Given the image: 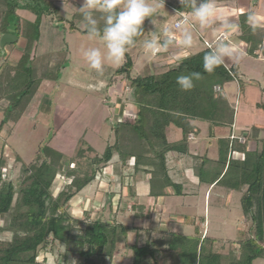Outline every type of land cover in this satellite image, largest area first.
I'll return each mask as SVG.
<instances>
[{
    "label": "trees",
    "instance_id": "16d2710c",
    "mask_svg": "<svg viewBox=\"0 0 264 264\" xmlns=\"http://www.w3.org/2000/svg\"><path fill=\"white\" fill-rule=\"evenodd\" d=\"M176 8L189 11L181 3ZM60 11L56 0H0V36H16L15 46L20 39L26 41L15 65L8 59L0 61V111L3 113L0 133L4 126L17 124L25 115L43 80L37 77L33 63L35 57L39 61L37 49L41 27L46 17L64 23ZM21 12L31 14L33 20H23ZM249 13L252 12L239 16V39L247 45V53L256 57V51L264 42V27L251 28L246 22ZM76 20L81 21L79 12L73 14L69 22L70 30L85 34L77 27ZM22 23L25 24L23 29ZM145 30L141 39L150 36L146 24ZM130 49L114 76H121L129 84L135 111L132 116L127 115L124 102L118 101L117 122L111 128L112 136L105 151L98 154L87 143L86 149H79L77 156L80 159L86 153H93L90 171L81 173L77 169L79 165L68 161L66 154L45 146L35 162L23 167L22 177L15 183L6 178L4 171L7 161L0 157V220L7 221L0 231L10 234L8 241L0 240V264H44L38 261L40 252H46L48 247L53 248L58 244L65 247L64 260L67 261L70 255L77 257L78 262L74 264H113L117 246L121 243L129 246L133 252L131 264H148L156 252L153 248L149 245L138 247L137 243L128 245L129 233L135 227L124 225L116 218L112 221L102 216L91 219L90 210L84 212L83 219H76L67 210L68 203L91 185L115 156L123 166L132 161L136 173L150 175L152 197L165 195L168 188H173L179 195L181 186L173 183L168 176L166 156L170 152H188V136L196 131L195 122L208 123L223 135L228 133L227 137L220 139L216 165L207 167L204 163L196 169V174L202 183L216 184L228 191L244 192L241 198L242 211L245 218L251 221L253 233L240 242L239 254L236 256L206 251L197 236L171 233L167 239V252L172 262L254 264L256 260L264 258V138L257 139L261 129L256 126L234 134L237 104L234 108L225 88L240 82L237 68L223 64L214 73L204 72L203 55L211 49L206 46L198 53L177 59L162 71L134 76L132 71L135 62ZM49 55L56 56L58 53ZM69 61H64L54 74L44 79L58 81ZM189 71L200 72L202 78L195 82L191 91H181L176 78ZM216 87H220L221 92H215ZM4 101L6 105L2 107ZM172 126L182 133L181 140L175 143L168 140V130ZM242 136L246 139L244 144L239 141ZM252 138L259 145L255 150H248L247 144ZM235 153H241L243 158H235ZM58 176L64 177L66 181L55 196L52 188ZM134 207L138 209V206Z\"/></svg>",
    "mask_w": 264,
    "mask_h": 264
},
{
    "label": "rangeland",
    "instance_id": "374dc122",
    "mask_svg": "<svg viewBox=\"0 0 264 264\" xmlns=\"http://www.w3.org/2000/svg\"><path fill=\"white\" fill-rule=\"evenodd\" d=\"M56 1L57 5L61 8L60 15L64 17L65 22L59 23L50 17H46L43 20L41 39L37 49V54L40 55L38 58L39 61L35 57L33 62L35 63L37 77H41L43 80L35 92L25 115L17 124L9 123L4 126L0 133V157H4L7 161L4 173L7 179L15 183L22 177L23 167L35 162L41 149L45 146H49L60 153L66 154L68 161H74L75 165H79L77 169L81 173L90 171L89 164L94 157L93 153H86L84 158L80 159L77 156L79 149H86L87 143L98 154H102L105 151L112 136L111 128L117 122V114L120 107L118 101L124 102L127 115L132 116L135 111L129 84L123 81L121 76H114L115 70L122 65L124 60L118 66L106 64L103 74L98 75L87 66L80 55V49L82 47L98 44V42L90 41L80 31H71L69 28V22L72 21L73 14L79 12L78 9L81 7H77L76 3L82 5L83 0ZM165 1L160 8L159 19L155 26L151 25L148 21L145 22L151 37L160 36L164 29H171L173 33L176 15L167 7ZM244 1L246 0H242V3ZM251 5L255 8L256 12L260 13L261 17H264V0H252ZM230 6L231 2L228 5L229 9ZM20 14L21 18L25 21L33 20V16L29 13L26 16H24L25 12H21ZM80 22L76 20L78 28H81ZM24 27L25 24L22 23V29ZM202 38H204L202 34H194L193 43L200 45ZM239 44V41L236 40L232 42V45L237 49ZM14 46L15 43L6 45L4 47L5 50L0 48V61L8 59L11 60L13 65L18 62L22 50L26 46V41L20 39L16 46ZM171 48V46L167 49L161 48L154 53L147 52L140 44L135 48H131L130 52L134 56L135 62L132 75L146 76L157 71H162L171 65L173 58H169L168 53ZM54 53H58V55H49ZM68 60L70 61L67 67L62 69V75L58 81L44 79L45 76L54 74L55 69L64 61ZM225 64L231 65L233 63L229 60ZM239 65L242 74L247 76L245 79H248V81L253 79L249 81L250 85H247L246 91L242 92L243 103L246 100V92L250 94L252 98L251 102H264V60L245 54ZM253 81L255 82L253 83ZM110 83L111 85H109ZM244 85L243 88H246V85ZM225 93L235 108L237 96L240 94L239 85L236 83L228 85L225 88ZM5 105L6 101L3 102L2 107H5ZM245 115L243 116L240 113L238 116V113L236 114L235 112L236 125L239 128H244L252 121L259 122L258 120L251 119V117L254 119L253 115H247V117ZM254 115L256 116V114ZM2 118L3 113L0 111V122ZM171 129H175V127ZM234 157L243 158L239 154H235ZM117 169L119 168L117 167ZM65 181L64 177H57L52 188L55 196L63 189ZM175 181L177 182L178 179L176 178ZM100 185L102 188L103 185ZM95 186L97 187L96 182L84 189L81 193V197L84 198L76 197L68 203L67 210L74 218H84V214L80 211L86 206V199L88 197L95 199L93 203H97L102 199L100 193L94 195ZM114 186H111L110 190L116 193L119 192L120 186ZM189 188L188 191L191 190L196 194L200 193L199 197H192L186 200L184 197L178 198L180 205L178 204L177 207L182 208L185 214L207 217V232L209 234L208 236L212 239L218 242H223L226 239H236L237 226L239 220L243 218L241 208L242 194L237 192L230 193L218 187L212 192L211 200L208 201L210 207L205 210L203 196L206 186L201 185L199 187L191 184ZM199 188H201L200 191ZM228 193L232 196L230 200H228L229 198L225 200L224 198ZM93 203H91V206ZM102 203H104V200ZM184 203H186V206H184ZM106 208L108 209V206ZM96 213L92 214L91 212L90 218H97ZM109 213V210H107L103 218L106 217V219L112 221L109 219L111 217ZM230 213L234 214L233 217L231 215L229 216ZM125 216L127 219H130L129 221L124 219V221L120 220L123 224L138 226V220L133 218L130 211ZM247 221L250 226L248 231H245L244 239L253 233L251 228L252 223L249 220ZM6 224V219L0 220V227ZM175 230L181 234L193 233V228L190 226H179ZM133 236L132 234L128 236V242L131 244L134 242ZM9 239V233L0 231V240L8 241ZM47 249L46 252L43 250L40 252L38 261L44 262V264H74L78 262L77 257L73 255H70L67 261L64 260L65 247L62 245L58 244L53 248L48 247ZM120 250L125 251V253L119 255ZM132 256L133 252L130 248H126L123 243L118 245L116 257H118L117 261H120L119 264L121 262L122 264H131ZM261 260H264V258L258 259L256 262ZM256 264H263V262H257Z\"/></svg>",
    "mask_w": 264,
    "mask_h": 264
},
{
    "label": "crops",
    "instance_id": "0c3cea01",
    "mask_svg": "<svg viewBox=\"0 0 264 264\" xmlns=\"http://www.w3.org/2000/svg\"><path fill=\"white\" fill-rule=\"evenodd\" d=\"M251 1L252 0H246L244 1V3H242V0H217V6L222 13L230 16L237 23L241 14L252 12L256 16L257 26L264 27V17H261L260 13L256 12L255 8L251 5ZM230 2L231 10L228 7ZM165 3L167 7H169L170 10L175 13V22L180 19L181 14H185L188 17V11H180L178 8H176L180 3V0H167L165 1ZM76 4L77 7H79V4ZM26 14L28 13L25 12L24 16H26ZM175 22L173 25V38L175 39L176 44L174 46H171L172 48L168 51L170 56L169 58H173L171 61L172 63L183 56L195 54L202 51L206 48L205 42L212 44L214 47L219 42H228L232 44V42L236 40L240 43L238 45V49L242 48L244 53L247 56H250L247 53V45L239 39L240 30L229 36H225L223 31L220 30H209L208 32L202 34L204 38H202V43L200 45L193 43L191 48H183L180 45V37L178 32L179 30L175 28ZM256 55V58L264 60V42L259 46L258 50L256 51ZM225 65L227 67L235 66L238 70V77L240 82H234L239 85L240 90V94H238L235 102V104H237L235 109L236 114L238 113V116L240 113L243 116L244 114H246V117L247 115H253L254 119L253 117H251V119L259 121L257 123L252 121L248 123L244 128H239V126L236 125L237 123L235 119L233 125L234 134L238 135L242 131H249L252 127L256 126L261 129L257 137L258 140H261L264 138V102H251L252 98L247 92L245 98L246 100L244 103L242 99V92L246 91L247 87L250 85L249 81H252L253 79H250L249 81L248 79H245L247 76L242 74L239 64ZM254 82L255 81H253V83ZM244 83L246 85V88H243ZM254 114H256L257 117ZM195 124L197 127L196 131L188 136V152L186 154L170 152L166 156L168 176L173 183L181 186L179 195L176 194V191L173 188H168L165 195L152 197L150 195V175L143 172L136 173L134 171L132 161H128L126 165L123 166L119 158L115 156L112 162L104 168L103 173L98 176V178L93 182H96L97 184V187L95 186L94 189V195L100 193V197L102 196V199L97 203H93L95 199L86 196L88 197L86 199V206H84L80 211L82 212V214H84L86 210H90V215L91 212L92 214L97 212L96 215L98 218L99 216L103 217L105 215V212L109 210V215H111L109 219L112 220L116 218L120 223H122L120 220L123 219L129 221L130 218L127 219L125 215H127V212L130 211L133 215V218L135 220H138V226H131L136 228L129 233V235H134V242L132 244L128 242V245L137 243L138 247L149 245L151 248H153L156 252L153 257H150L148 264H175L174 262H172L169 252H167V239L168 235L171 233L187 237L197 236L202 242L206 251H212L224 256L230 254H232V256H236L239 254V244L245 238V231H248L249 229L250 225L243 214V218L239 220V224L237 226V238L226 239L223 242H218L217 240L212 239L210 236H208L209 234L207 232V217L185 214L183 213L182 208L177 207L178 204L180 205V202L178 200L182 197H184L185 200L192 197H199L200 193L196 194L191 190L188 191L191 184L199 187H201V185L206 186V190L204 191L203 196L204 204L206 207L205 210L210 207V203H208V201L211 200L212 192L218 187L225 189L216 184H207L200 182L199 177L196 174V169H198L200 165L204 163H206L207 167H214L216 165L221 146L220 139L223 137H227L228 133L226 132L225 135H223L222 132L217 130L215 127H210L208 123L195 122ZM172 127H170L168 130V140L171 143H175L181 140L182 133L177 128L171 129ZM190 137H193V139H190ZM258 145L259 143L254 138H252L248 141L247 149L255 150ZM237 154L242 155L241 153ZM117 167L119 169H117ZM176 178L178 179L177 182L175 181ZM102 181L103 183H101ZM100 184L103 185L102 188ZM114 185H116L117 187L120 186L119 192L116 193L115 191L110 190V187ZM200 189L201 188H199V191ZM229 192L234 193L233 191ZM81 193L74 198H84L81 197ZM230 193L226 195V197L224 198L225 200L228 198V200H230L232 196ZM237 193H241L243 195L242 192ZM103 200L104 203H102ZM174 202L175 204L173 205ZM91 203H93L92 206ZM106 206H108V209L106 208ZM134 206H138V209H136ZM184 206H186V203H184ZM230 215L233 217L234 214L230 213L229 216ZM104 219L108 220L106 219V217ZM179 226H190L191 228H193V233H178L175 228H178ZM137 238L138 240H136ZM125 247L128 248L129 246ZM124 253L125 251L120 250L119 255H122ZM115 257L116 253L113 259V264H119L120 261H117L118 257ZM257 262H263L264 264V260ZM257 262L255 261L254 264H256Z\"/></svg>",
    "mask_w": 264,
    "mask_h": 264
},
{
    "label": "clouds",
    "instance_id": "9594fccd",
    "mask_svg": "<svg viewBox=\"0 0 264 264\" xmlns=\"http://www.w3.org/2000/svg\"><path fill=\"white\" fill-rule=\"evenodd\" d=\"M164 0H83L78 9L80 27L90 41L97 45L80 49V55L87 66L102 75L106 64L118 66L125 59L130 48L138 43L149 53L174 46L175 39L171 29H164L160 36L143 38L145 22L155 26ZM188 7V18L175 27L179 30L180 45L191 48L194 34H204L209 30L223 31L225 36L240 30V25L230 16L222 13L217 0H180ZM247 24L255 29L256 16L249 13ZM148 31V30H147ZM245 53L228 42H219L203 55V70L214 73L226 61L239 64ZM202 78L197 71L180 74L176 84L181 91H191L195 82Z\"/></svg>",
    "mask_w": 264,
    "mask_h": 264
},
{
    "label": "water",
    "instance_id": "95a60500",
    "mask_svg": "<svg viewBox=\"0 0 264 264\" xmlns=\"http://www.w3.org/2000/svg\"><path fill=\"white\" fill-rule=\"evenodd\" d=\"M17 41V37L12 34H3L0 37V48L4 49L6 45L13 44Z\"/></svg>",
    "mask_w": 264,
    "mask_h": 264
},
{
    "label": "built area",
    "instance_id": "2783aa9c",
    "mask_svg": "<svg viewBox=\"0 0 264 264\" xmlns=\"http://www.w3.org/2000/svg\"><path fill=\"white\" fill-rule=\"evenodd\" d=\"M188 17L185 15V14H181V16H180V19L177 21V22H175V26L180 22V21H182V20H184V19H187ZM176 28V27H175ZM205 44H206V46L207 47H209V48H212V44H209L208 42H205ZM215 92H217V93H219V92H221V88L220 87H216L215 88ZM233 138V137H232ZM190 139H193V137H190ZM239 141H240V143H242V144H244V143H246V139L242 136V137H239ZM236 154V153H235ZM234 154V155H235Z\"/></svg>",
    "mask_w": 264,
    "mask_h": 264
}]
</instances>
